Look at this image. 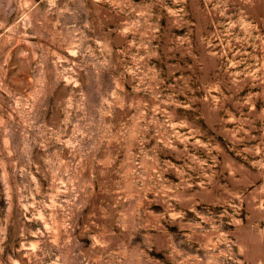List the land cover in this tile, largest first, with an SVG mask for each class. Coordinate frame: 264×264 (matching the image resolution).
Masks as SVG:
<instances>
[{"label":"rangeland","instance_id":"374dc122","mask_svg":"<svg viewBox=\"0 0 264 264\" xmlns=\"http://www.w3.org/2000/svg\"><path fill=\"white\" fill-rule=\"evenodd\" d=\"M0 264H264V0H0Z\"/></svg>","mask_w":264,"mask_h":264}]
</instances>
